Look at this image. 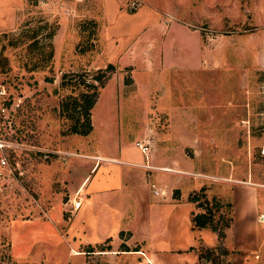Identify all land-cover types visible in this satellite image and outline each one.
I'll use <instances>...</instances> for the list:
<instances>
[{"label":"rangeland","instance_id":"374dc122","mask_svg":"<svg viewBox=\"0 0 264 264\" xmlns=\"http://www.w3.org/2000/svg\"><path fill=\"white\" fill-rule=\"evenodd\" d=\"M261 51L264 0H0V264L78 263L86 245L65 232L81 145L124 142L144 160L135 143L149 138L204 186L264 183ZM108 63L92 130L68 133L59 101L78 89L62 75ZM228 230L237 244L238 223ZM228 250L235 261L216 253L211 264H264V236L257 254Z\"/></svg>","mask_w":264,"mask_h":264},{"label":"crops","instance_id":"0c3cea01","mask_svg":"<svg viewBox=\"0 0 264 264\" xmlns=\"http://www.w3.org/2000/svg\"><path fill=\"white\" fill-rule=\"evenodd\" d=\"M256 62L264 66V51L256 55ZM100 100L101 94L96 101ZM82 146L80 157L72 158L78 173L67 184L71 194L78 191L76 200L80 204L67 221L65 239H72L75 245H94L109 239V247L75 250L81 256L77 264L94 260L103 264H207L198 249H188L199 241L206 246H215L219 241L209 228H191L192 212L201 210L188 199L191 191L204 186L198 177H188V170L161 160L153 150L146 156L143 153L144 160H138L127 153L124 142L118 146L97 144L90 149ZM162 162L165 164L160 165ZM246 179L204 187L208 197L216 195L232 203V221L226 229L224 246L231 249L237 245L244 252L256 253L264 236L257 231L258 214L264 212L257 186L264 183ZM152 184L158 193H154ZM175 189L178 195H174ZM236 222L237 244L234 231L229 239L228 230ZM228 255L232 261L237 258L234 253Z\"/></svg>","mask_w":264,"mask_h":264},{"label":"trees","instance_id":"16d2710c","mask_svg":"<svg viewBox=\"0 0 264 264\" xmlns=\"http://www.w3.org/2000/svg\"><path fill=\"white\" fill-rule=\"evenodd\" d=\"M114 70V64L108 63L105 67L97 68L91 73L89 78L77 72L64 73L62 75V86L69 85L73 90L78 89L76 93L71 92L62 96L59 101L60 114L69 120L68 133L85 135L92 130V108L98 98L99 88L104 86L107 78ZM178 192L179 190L175 189L174 195H178ZM188 199L194 201L196 206L201 209L200 211L192 212L191 228H209L216 232L219 240L215 246H206L202 241H199L197 246L190 245L188 249H198L200 257L206 261L209 260L211 264L214 254L225 255L229 253L223 241L226 229L232 221V203L230 200H225L216 195L208 197L204 186H201L197 191L191 192ZM108 240L106 239L104 242L94 245H86L85 249L91 251L94 248H108Z\"/></svg>","mask_w":264,"mask_h":264},{"label":"built area","instance_id":"2783aa9c","mask_svg":"<svg viewBox=\"0 0 264 264\" xmlns=\"http://www.w3.org/2000/svg\"><path fill=\"white\" fill-rule=\"evenodd\" d=\"M135 144L140 148V150L145 154V156L148 153V151L150 150V147L152 145L151 140L149 138L148 139H145V140H142V139L141 140L140 139L139 140H136V143ZM261 152H262V154H264V147L261 149ZM161 168H163V167H161ZM164 169H166V168H164ZM198 175H201V174H198ZM152 187H153L154 193H158L159 189H157L156 187H154V184H152ZM79 204H80V201L78 199L77 200H74L72 202V209H71V211L77 209L78 206H79ZM263 218H264L263 214L260 213L259 214V219L262 220Z\"/></svg>","mask_w":264,"mask_h":264}]
</instances>
